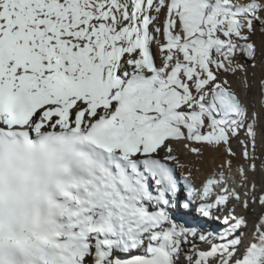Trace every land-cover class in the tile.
I'll list each match as a JSON object with an SVG mask.
<instances>
[{
  "label": "snow or ice",
  "instance_id": "obj_1",
  "mask_svg": "<svg viewBox=\"0 0 264 264\" xmlns=\"http://www.w3.org/2000/svg\"><path fill=\"white\" fill-rule=\"evenodd\" d=\"M257 25L264 0H0V264H264V211L237 214L264 120L221 78ZM234 138L245 191L233 159L177 176L174 145Z\"/></svg>",
  "mask_w": 264,
  "mask_h": 264
},
{
  "label": "bare ground",
  "instance_id": "obj_2",
  "mask_svg": "<svg viewBox=\"0 0 264 264\" xmlns=\"http://www.w3.org/2000/svg\"><path fill=\"white\" fill-rule=\"evenodd\" d=\"M158 55L159 54L157 50V56ZM251 80L252 78L248 79V82H246V84L244 85L247 96H250L253 91V85L251 84ZM260 87V99H264V96H262V85ZM248 102L251 107L253 99H250ZM262 115L264 117V109H262ZM241 137H243V133L241 134ZM174 147L176 148L175 154L179 157V163L183 165L182 168L177 167V176L181 178L189 177V179L197 189H201L204 182L209 177L216 175L221 171H226V169L222 168L221 166L226 160L233 159V167L230 172L226 171V174L234 176L236 178L237 183L232 184L233 182L229 181V186L236 187L237 190L241 192L245 191L244 188L239 187V184L242 183V181L240 178V174L236 172V167H238V164L243 162L242 157H240L239 155V153L241 152L240 144L232 142V148L234 149V151L237 152L236 158L228 156L223 145L217 148L209 146L207 144H194L193 147H198L203 150L202 154L199 155L194 154L189 150L185 149L183 147V144L174 145ZM257 155L264 158V142H262L261 149L257 150ZM259 164L260 160H257L258 171L256 173H249V184L253 182L256 183L257 190H259L260 187L264 186V173H261L259 171ZM202 170L204 171L203 173H201ZM262 211L264 210H262L258 204L252 205L250 209H244L240 206H237V214L247 216L249 219V226L252 223L256 224L257 218L260 216ZM177 215L178 218L181 219V222H184L185 220L190 221L192 219V215L181 216L180 213H178ZM253 231L254 228L252 229L250 235L253 234Z\"/></svg>",
  "mask_w": 264,
  "mask_h": 264
},
{
  "label": "rangeland",
  "instance_id": "obj_3",
  "mask_svg": "<svg viewBox=\"0 0 264 264\" xmlns=\"http://www.w3.org/2000/svg\"><path fill=\"white\" fill-rule=\"evenodd\" d=\"M240 2L243 3L244 0H240ZM251 42H253L256 45V49H257L255 60L246 61L243 55L237 57V60L240 63L246 65L247 73L245 74L244 72H238L234 76L222 74L221 78L227 79L229 81L232 89L240 96V98L244 101V103L249 107L250 112L254 110L260 113L261 120H264V117L262 115V109H264V106H262L261 104L262 99H260V92H261L260 86L262 79H264V31L260 30L259 25H257L256 33L255 35L252 36ZM250 78H252L251 84L253 85V91L250 94V96H247L244 85L246 84V82H248V79ZM250 99H253L252 102L253 104L251 103V107L248 102ZM243 138L244 137H241V139ZM232 142H235L236 144H240L239 141L236 140L235 138L232 140ZM261 146H262V142L258 141L257 150H260ZM202 152L203 150L201 149L200 154H202ZM203 172L204 171L202 170L201 173ZM236 172L239 173L238 167H236ZM236 183H232V184H236ZM254 226H255L254 223H252L250 226L248 225L249 237H251L250 234Z\"/></svg>",
  "mask_w": 264,
  "mask_h": 264
}]
</instances>
